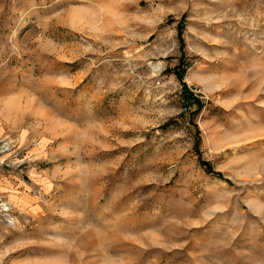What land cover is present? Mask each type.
Here are the masks:
<instances>
[{
  "label": "rangeland",
  "instance_id": "374dc122",
  "mask_svg": "<svg viewBox=\"0 0 264 264\" xmlns=\"http://www.w3.org/2000/svg\"><path fill=\"white\" fill-rule=\"evenodd\" d=\"M0 264H264V0H0Z\"/></svg>",
  "mask_w": 264,
  "mask_h": 264
},
{
  "label": "trees",
  "instance_id": "16d2710c",
  "mask_svg": "<svg viewBox=\"0 0 264 264\" xmlns=\"http://www.w3.org/2000/svg\"><path fill=\"white\" fill-rule=\"evenodd\" d=\"M177 76L179 77L180 80L183 79V75L182 73H177ZM184 98H185V101L187 103H189L191 100H194L196 103L199 104V107L202 105L200 99L198 98V96L191 90H189V87L187 86L186 83H184ZM188 106V105H187ZM206 163V162H205ZM208 164V163H206ZM210 168V166H208Z\"/></svg>",
  "mask_w": 264,
  "mask_h": 264
}]
</instances>
